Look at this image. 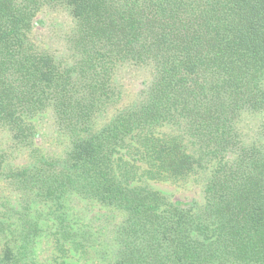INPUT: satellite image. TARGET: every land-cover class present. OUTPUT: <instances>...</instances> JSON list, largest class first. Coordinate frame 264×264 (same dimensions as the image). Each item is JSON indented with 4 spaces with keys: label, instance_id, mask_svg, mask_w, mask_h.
Listing matches in <instances>:
<instances>
[{
    "label": "trees",
    "instance_id": "obj_1",
    "mask_svg": "<svg viewBox=\"0 0 264 264\" xmlns=\"http://www.w3.org/2000/svg\"><path fill=\"white\" fill-rule=\"evenodd\" d=\"M0 264H264V0H0Z\"/></svg>",
    "mask_w": 264,
    "mask_h": 264
},
{
    "label": "rangeland",
    "instance_id": "obj_2",
    "mask_svg": "<svg viewBox=\"0 0 264 264\" xmlns=\"http://www.w3.org/2000/svg\"><path fill=\"white\" fill-rule=\"evenodd\" d=\"M126 80H127L128 86H131V91H136L138 89V86L141 84V79H138V78L127 77ZM161 187H163L164 189L173 190V188L170 187V186H161ZM195 195H196V190L181 191L180 193L179 192L176 193V197L175 198L176 199H182V200H185V201H189L192 198H194ZM78 204L79 205H78V207L76 209L77 213H80L82 215L85 214L87 219H90L91 217H93L95 212L93 214L92 213L88 214L87 210L85 209V207H83V204H80V203H78ZM97 210L100 211V209H96V212H97Z\"/></svg>",
    "mask_w": 264,
    "mask_h": 264
}]
</instances>
